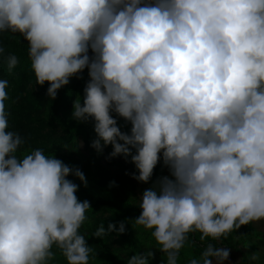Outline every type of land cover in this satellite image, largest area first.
<instances>
[{
	"label": "clouds",
	"instance_id": "9594fccd",
	"mask_svg": "<svg viewBox=\"0 0 264 264\" xmlns=\"http://www.w3.org/2000/svg\"><path fill=\"white\" fill-rule=\"evenodd\" d=\"M9 31L29 41L52 99L88 67L72 118H95L98 154L113 145L108 158L131 156L134 178L148 182L162 153L171 175L143 191L134 221L152 230L166 264H179L190 232L218 239L264 219V0H0V32ZM7 63L11 72L18 57ZM8 84L0 79V264H47L53 244L68 264H88L79 229L91 206L67 178L87 186L85 174L41 148L17 156L24 140L8 128ZM128 222L101 224L95 236ZM230 251L208 243L187 264H225ZM153 258L137 251L127 264Z\"/></svg>",
	"mask_w": 264,
	"mask_h": 264
},
{
	"label": "rangeland",
	"instance_id": "374dc122",
	"mask_svg": "<svg viewBox=\"0 0 264 264\" xmlns=\"http://www.w3.org/2000/svg\"><path fill=\"white\" fill-rule=\"evenodd\" d=\"M152 2L154 3L155 0H152ZM88 54L90 58L94 55L90 47ZM75 76L78 79V83H74L77 91L76 95L66 102L60 110L64 120L68 122L72 130H74L75 125L80 123L72 118V112L74 101L77 98H80L83 104L84 88L90 79L88 67L71 77ZM0 79H4L1 72ZM36 91L43 99V104L38 112L32 115L28 113L23 118L22 124L12 129V131L18 132L24 140L16 154L22 158L25 154L36 149L25 144V137L29 134L41 140L44 147L38 146L37 148L43 149L45 154L49 156L55 155L56 158L61 159L70 167H79L85 174L87 187L92 189L91 195L97 198L94 205L90 203L91 208L86 210V220L79 229V232L85 236L88 245L91 247L88 264H127V259L135 255L137 251L143 254L147 250H151L154 253V258L150 261V264H162V261L166 264V256L157 248V241L152 235V230L142 225H136L134 221L142 212V208L138 206L139 199L144 191L142 183L127 178L119 166L103 165L101 159L94 157L76 136L64 138L61 131L51 125L46 117L47 105L51 97L41 87L36 89ZM24 105L25 103L23 102ZM8 108L9 105L5 108L6 115L10 112ZM25 108L28 109L27 107ZM89 118L95 122L94 117ZM96 136V133L91 136V145ZM104 149L111 153L113 145L108 144ZM133 153H135V150H133ZM123 156L121 154L117 157ZM128 162L132 164L133 171L138 173L131 156L128 157ZM157 167L160 170L156 169ZM153 171L154 174L149 180L150 187L153 186V183L159 177L171 175L163 160L157 163ZM67 178L79 186H85L78 177L71 173ZM113 181L115 184H112ZM76 195L79 200H85L80 193H76ZM118 209H121V211ZM126 219L129 222L125 225V232L108 233L104 237L95 236V232L101 224H104L105 229H107L110 223H114L118 228L119 223ZM200 236L201 233L199 231L188 233L185 245L180 250L179 264H187L193 257L200 256V253L197 254L192 251V247L196 249L198 247L200 251H203L208 243L231 249L229 259L225 264H264V219L241 225L240 228L234 229L218 239L207 237L201 240ZM51 251L55 255L48 259L47 264H56L52 263V261H56L57 264H68L62 249L58 245L53 244ZM254 252L260 253V259L257 261L249 259L250 254ZM213 264H215V260Z\"/></svg>",
	"mask_w": 264,
	"mask_h": 264
},
{
	"label": "trees",
	"instance_id": "16d2710c",
	"mask_svg": "<svg viewBox=\"0 0 264 264\" xmlns=\"http://www.w3.org/2000/svg\"><path fill=\"white\" fill-rule=\"evenodd\" d=\"M28 45L29 41L19 32H0V46H3L5 49L4 53H0V72L3 77L9 81L6 89L8 95L4 101L5 108L9 105L8 109L10 110L7 115L9 130L19 127L22 124L23 118L28 115V113L32 115L38 112L40 106L43 104V99L36 89L41 87L47 93V89L50 86L49 82H45L43 85L37 83V77L31 66L32 61ZM10 54H15L19 60V63L11 72L8 70L7 63V56ZM74 83H78L77 76L71 77L69 79V83L58 89L56 97L54 99L51 98L48 102L46 117L50 124L57 127L61 131L64 138L76 136L77 139L80 140V143L82 145L84 144L85 148H87V150L94 157L101 159L103 165L119 166L127 178L139 181L133 176V173L135 172L133 171L132 164L128 162V157L125 158V156H116L108 158L110 153H108L106 149H103L102 154H98L91 146V136L96 133L94 130L95 122L93 119L89 118L87 121H81L79 124L75 125L74 130H72L69 127L68 122L64 120L60 110L66 102L76 95L77 91L75 90ZM23 102L25 103L24 106ZM110 114L117 120V124L121 128V131L128 132L130 134L132 127L131 122L127 121L124 117L119 116V114L115 111H112ZM25 144L31 148H37L38 146L41 148L44 147L41 140H38L29 134L25 137ZM161 160H163L162 153L160 161ZM156 169L160 170L159 167ZM136 174L138 175V173ZM140 182L142 183L144 190L150 187L149 181ZM91 191L92 189L87 186H79L76 193H80L85 200H88L94 205L97 198L91 195ZM118 210L121 211V209ZM191 249L197 254H201L202 252L198 247L197 249L195 247H192ZM52 263L57 264L56 261H52Z\"/></svg>",
	"mask_w": 264,
	"mask_h": 264
}]
</instances>
